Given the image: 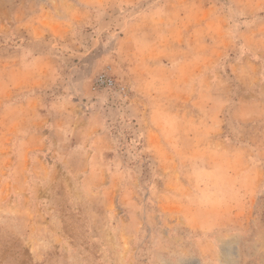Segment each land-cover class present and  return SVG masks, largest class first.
<instances>
[{"label":"rangeland","instance_id":"374dc122","mask_svg":"<svg viewBox=\"0 0 264 264\" xmlns=\"http://www.w3.org/2000/svg\"><path fill=\"white\" fill-rule=\"evenodd\" d=\"M0 264H264V0H0Z\"/></svg>","mask_w":264,"mask_h":264},{"label":"built area","instance_id":"2783aa9c","mask_svg":"<svg viewBox=\"0 0 264 264\" xmlns=\"http://www.w3.org/2000/svg\"><path fill=\"white\" fill-rule=\"evenodd\" d=\"M97 83L101 86H107V87H113L114 83L112 80H110L109 78H105L104 76H101L97 79Z\"/></svg>","mask_w":264,"mask_h":264}]
</instances>
